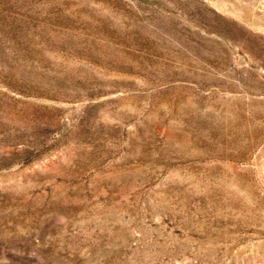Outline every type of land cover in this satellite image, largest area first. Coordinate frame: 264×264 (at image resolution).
Instances as JSON below:
<instances>
[{
	"label": "rangeland",
	"instance_id": "rangeland-1",
	"mask_svg": "<svg viewBox=\"0 0 264 264\" xmlns=\"http://www.w3.org/2000/svg\"><path fill=\"white\" fill-rule=\"evenodd\" d=\"M0 264H264V0H0Z\"/></svg>",
	"mask_w": 264,
	"mask_h": 264
}]
</instances>
